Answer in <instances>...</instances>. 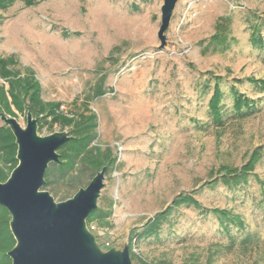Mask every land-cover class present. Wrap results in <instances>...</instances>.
Segmentation results:
<instances>
[{
    "label": "rangeland",
    "instance_id": "obj_1",
    "mask_svg": "<svg viewBox=\"0 0 264 264\" xmlns=\"http://www.w3.org/2000/svg\"><path fill=\"white\" fill-rule=\"evenodd\" d=\"M163 3L16 0L0 9V55L34 70L45 101L60 102L65 112L88 105L97 115L95 143L115 157L98 201L106 210L112 200L110 215L99 212L88 224L102 249L130 245L133 228L191 194L202 209L182 205L157 236L134 240L140 258L264 264V85L249 81L264 80V46L252 39H264V0H178L160 48ZM101 79L106 93L88 101ZM216 82L220 122L209 108ZM236 92L249 106L236 107ZM14 117L26 126V114ZM57 131L70 128L38 127L40 135ZM256 148L263 155L247 181L224 182L227 169H241ZM71 176L42 189L56 201L70 198L79 189ZM212 209L238 214L245 228L234 227L230 238Z\"/></svg>",
    "mask_w": 264,
    "mask_h": 264
},
{
    "label": "water",
    "instance_id": "obj_2",
    "mask_svg": "<svg viewBox=\"0 0 264 264\" xmlns=\"http://www.w3.org/2000/svg\"><path fill=\"white\" fill-rule=\"evenodd\" d=\"M178 0H164L158 37L165 46L173 12ZM10 127L18 146L17 166L5 181H0V205L10 215V229L16 240L8 251L12 264H133L130 245L120 249L101 248L87 219L98 208L105 186L107 166L90 182L62 201L43 190L50 163H60L58 149L69 142L68 131L48 135L38 133L39 117L31 110L23 127L14 117L0 113Z\"/></svg>",
    "mask_w": 264,
    "mask_h": 264
},
{
    "label": "trees",
    "instance_id": "obj_3",
    "mask_svg": "<svg viewBox=\"0 0 264 264\" xmlns=\"http://www.w3.org/2000/svg\"><path fill=\"white\" fill-rule=\"evenodd\" d=\"M16 0H0V9H6ZM31 5L35 0H26ZM221 40L224 39L223 34ZM215 38L218 39L217 35ZM253 41L255 44L264 46V39L257 37L253 33ZM17 59L14 56L0 55V113L10 116H17V112L27 115L31 110L34 116L39 117L38 127L42 128L45 123L51 125L59 124L62 127H69L72 138L69 142L64 143L59 149L61 162L50 163L46 172V184L49 185L59 177H66L72 173L71 184L77 188L87 185L85 177L88 175L90 179L102 169L103 166L110 168L115 163V157L110 148L103 149L99 144L95 143L97 139L98 120L97 115L90 110L88 105L78 112H65L61 109L60 102L45 101L42 97V86L35 75L34 70L26 68L24 71L18 69ZM249 81H260L264 85V80L249 78ZM104 80L101 79L91 89L90 95L86 99L92 100L106 93ZM223 91L220 83L216 82L211 99L209 100V108L213 114L215 121L220 122L222 119L221 101ZM236 107L240 110L243 105L249 106V100L243 98L236 92ZM17 143L16 138L5 123L0 125V181H5L11 171L17 166ZM263 148H256L249 161L241 169H227L222 179L226 183L234 182V184L247 181L248 174L254 169L255 164L263 155ZM52 177V178H51ZM264 187V181L262 182ZM66 199L68 197H65ZM112 200H108L106 210L98 207L91 212L87 219V224L93 222L95 215L101 212V218L110 215L112 208ZM182 205H193L197 209H202V204L194 195L179 194L176 196L172 204L166 209L157 212L150 217L142 226L133 228L130 233V252L132 261H138L139 264H175L167 261H157L147 263L140 258L132 248L134 240L138 241L146 237L157 236L163 225L169 220L173 210ZM212 213L219 220L223 231L233 238V228L238 227L237 232L245 228L244 220L238 214H233L228 209H212ZM11 215L9 211L0 205V264H12L8 251L11 250L16 240L10 229ZM97 240L98 237L96 236ZM234 239V238H233ZM111 247H108L109 249Z\"/></svg>",
    "mask_w": 264,
    "mask_h": 264
},
{
    "label": "built area",
    "instance_id": "obj_4",
    "mask_svg": "<svg viewBox=\"0 0 264 264\" xmlns=\"http://www.w3.org/2000/svg\"><path fill=\"white\" fill-rule=\"evenodd\" d=\"M107 246H109V243H107Z\"/></svg>",
    "mask_w": 264,
    "mask_h": 264
}]
</instances>
